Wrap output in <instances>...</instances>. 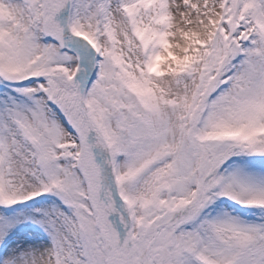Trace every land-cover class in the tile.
<instances>
[{
    "label": "snow or ice",
    "instance_id": "snow-or-ice-1",
    "mask_svg": "<svg viewBox=\"0 0 264 264\" xmlns=\"http://www.w3.org/2000/svg\"><path fill=\"white\" fill-rule=\"evenodd\" d=\"M0 264H264V0H0Z\"/></svg>",
    "mask_w": 264,
    "mask_h": 264
}]
</instances>
